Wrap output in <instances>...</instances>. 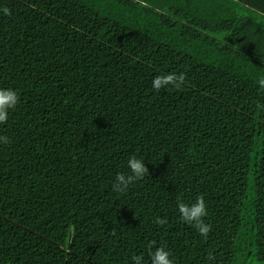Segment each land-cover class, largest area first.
I'll return each mask as SVG.
<instances>
[{
  "label": "trees",
  "instance_id": "trees-1",
  "mask_svg": "<svg viewBox=\"0 0 264 264\" xmlns=\"http://www.w3.org/2000/svg\"><path fill=\"white\" fill-rule=\"evenodd\" d=\"M169 72L182 86L155 91ZM261 76L264 0H0V88L19 94L0 124V264H151L158 246L264 263ZM133 155L148 175L114 191ZM201 194L207 237L177 210ZM92 216L114 217L103 239Z\"/></svg>",
  "mask_w": 264,
  "mask_h": 264
},
{
  "label": "clouds",
  "instance_id": "clouds-1",
  "mask_svg": "<svg viewBox=\"0 0 264 264\" xmlns=\"http://www.w3.org/2000/svg\"><path fill=\"white\" fill-rule=\"evenodd\" d=\"M4 15H10V10L3 8ZM185 73L179 74L169 72L167 74L157 75L152 80V87L155 91H160L161 88L169 85L179 89L184 80ZM259 86L264 89V76L258 78ZM19 103V94L12 88H0V124L6 123L8 119V112L10 109H14ZM10 140L7 136H0V144L7 145ZM130 174L118 173L113 184V190L117 192L126 191L128 185L136 180L143 179L148 175V169L144 164V161L137 158L135 155L130 156L127 161ZM177 210L179 218L182 222L191 224L203 237H207L211 231V225L206 223L204 217L207 216V207L204 196L198 195L195 202L192 204H186L182 199L177 201ZM156 223L158 225H164L167 223L166 218L156 217ZM154 246V242L149 244L151 249ZM151 264H175L174 258L171 257L170 252L164 246L155 247L154 251H150ZM212 254H209L208 259H213ZM134 264H144L143 257L140 255H134L131 257Z\"/></svg>",
  "mask_w": 264,
  "mask_h": 264
},
{
  "label": "rangeland",
  "instance_id": "rangeland-1",
  "mask_svg": "<svg viewBox=\"0 0 264 264\" xmlns=\"http://www.w3.org/2000/svg\"><path fill=\"white\" fill-rule=\"evenodd\" d=\"M42 170L45 171L46 168L43 167ZM31 174H32V173H31ZM28 179H29V181H31L32 183H36V181H37V179H36L35 176H29ZM40 181H41V183H42V192H43V191H44V185H45V178H44V176H42V177L40 178ZM129 186H130V184L128 185V188H127V190L125 191V193H127V192L129 191ZM116 213H117V212H114L113 215L115 216ZM105 220H109V221H105ZM113 220H114V217H112V218H107V217H105V219H99L98 216H92V218H90V220H89L88 222H86V221L84 220V224L87 223V224H92V225H94V228H93V229L95 230V233H96L97 235H99V238H100V239H103L104 237H106V235L104 236V234L106 233V231L108 230V228L111 227V225L113 224ZM97 221H100L101 223L105 224V225H106V230L101 231L100 228H99L98 226L95 225V223H97ZM127 234L130 235V234H131V231H127V232L119 233V236H120V237H121V236H124V235L127 236ZM246 264H264V263H259V262H256V261H248V263H246Z\"/></svg>",
  "mask_w": 264,
  "mask_h": 264
}]
</instances>
